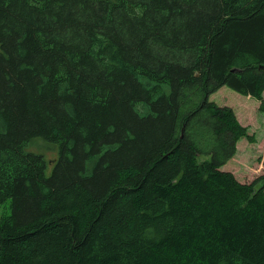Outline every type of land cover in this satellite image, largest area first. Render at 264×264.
I'll list each match as a JSON object with an SVG mask.
<instances>
[{"label": "trees", "instance_id": "trees-1", "mask_svg": "<svg viewBox=\"0 0 264 264\" xmlns=\"http://www.w3.org/2000/svg\"><path fill=\"white\" fill-rule=\"evenodd\" d=\"M225 86L264 107V0H0V264H264Z\"/></svg>", "mask_w": 264, "mask_h": 264}, {"label": "rangeland", "instance_id": "rangeland-1", "mask_svg": "<svg viewBox=\"0 0 264 264\" xmlns=\"http://www.w3.org/2000/svg\"><path fill=\"white\" fill-rule=\"evenodd\" d=\"M223 90L224 93L220 91L211 94L209 98L218 105L231 106L236 115V120L247 128L248 134H251L254 140L250 141L246 137H241L236 142L235 154L224 163L221 169L231 171L239 181L248 182L264 174V164L261 162L264 154V107L260 108L261 102L256 97L241 96L226 86ZM261 96L264 99V91ZM32 146H34L33 143L29 144L27 149L42 153L46 158L55 155L54 152L49 150H45L44 154L40 150L32 148ZM206 157L208 155H203L200 158ZM10 211V199L0 203V217L9 215Z\"/></svg>", "mask_w": 264, "mask_h": 264}]
</instances>
